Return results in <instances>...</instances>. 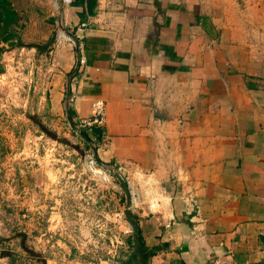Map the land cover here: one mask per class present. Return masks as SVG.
I'll return each mask as SVG.
<instances>
[{
    "label": "crops",
    "instance_id": "obj_1",
    "mask_svg": "<svg viewBox=\"0 0 264 264\" xmlns=\"http://www.w3.org/2000/svg\"><path fill=\"white\" fill-rule=\"evenodd\" d=\"M15 53L25 117L103 103L98 157L129 170L147 264H264V0H0V67ZM23 175L25 238L52 207ZM97 262L132 264H68Z\"/></svg>",
    "mask_w": 264,
    "mask_h": 264
},
{
    "label": "rangeland",
    "instance_id": "obj_2",
    "mask_svg": "<svg viewBox=\"0 0 264 264\" xmlns=\"http://www.w3.org/2000/svg\"><path fill=\"white\" fill-rule=\"evenodd\" d=\"M38 88L34 68L25 67L23 54L15 53L2 61L0 264H68L70 260L93 263L110 259L114 244L108 239L112 237L120 242L116 248L118 259L128 256L131 245L126 241H132V229L125 212L136 217L128 210L132 183L129 170L101 161V142L89 132L90 142L84 141L79 131L86 127L79 123L71 127L64 114L58 120L50 117L44 105L37 115L25 117L21 100L26 97L27 107ZM34 169L37 201L43 189L45 205L52 208L37 213L36 228L26 229L30 232L23 238L18 176L27 177ZM101 223L104 231L96 227ZM125 227L131 230L129 236L121 233ZM98 233L105 241H99Z\"/></svg>",
    "mask_w": 264,
    "mask_h": 264
},
{
    "label": "trees",
    "instance_id": "obj_3",
    "mask_svg": "<svg viewBox=\"0 0 264 264\" xmlns=\"http://www.w3.org/2000/svg\"><path fill=\"white\" fill-rule=\"evenodd\" d=\"M67 117L69 119V122L74 127L75 123L72 120V115L69 109H67ZM97 140H100L101 131L96 126H91L90 128H84L83 130L79 131L80 137L86 141L90 142L89 140V133ZM123 191H125V188H123ZM125 218L129 222V224L134 225L138 228L137 224V218L135 216H132L129 212H125ZM132 241L130 239H127V244L131 245V252L127 256V262L132 264H147L148 258L153 255L156 251V248L147 249L144 247L142 240L140 238V230L138 228V240H139V254H140V260L137 258L134 248H133V237L131 236Z\"/></svg>",
    "mask_w": 264,
    "mask_h": 264
},
{
    "label": "built area",
    "instance_id": "obj_4",
    "mask_svg": "<svg viewBox=\"0 0 264 264\" xmlns=\"http://www.w3.org/2000/svg\"><path fill=\"white\" fill-rule=\"evenodd\" d=\"M70 1L71 0H62L63 4L65 5L69 4ZM104 116H105V109H104L103 103L101 101H94L90 104L89 118L80 120L79 124L86 128H90L91 126L100 127L104 123ZM96 227L104 231L105 225L104 223H101L97 225ZM121 233L125 236H129L131 234V230L129 227H125V229L121 231ZM87 234H88V231H87ZM97 236L99 237L98 238L99 241H102V242L105 241L103 238L104 235L102 236L100 235V233H98ZM108 243L112 245L114 244L113 249L111 250L112 254L110 255V260H115L116 258H118L116 254V248L120 246V242H117L116 238L112 237L111 239H108ZM95 264H101V263L97 262Z\"/></svg>",
    "mask_w": 264,
    "mask_h": 264
},
{
    "label": "water",
    "instance_id": "obj_5",
    "mask_svg": "<svg viewBox=\"0 0 264 264\" xmlns=\"http://www.w3.org/2000/svg\"><path fill=\"white\" fill-rule=\"evenodd\" d=\"M66 119L68 121V124L72 127L71 123L69 122V119L66 115ZM96 162L99 163V161L95 158ZM132 229V237H133V248L134 252L137 256V258L140 260V254H139V240H138V228L134 225H130Z\"/></svg>",
    "mask_w": 264,
    "mask_h": 264
}]
</instances>
